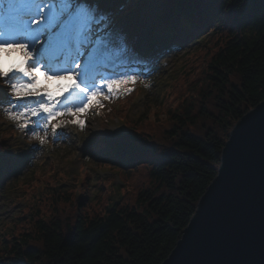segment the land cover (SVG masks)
<instances>
[{"label":"trees","instance_id":"obj_1","mask_svg":"<svg viewBox=\"0 0 264 264\" xmlns=\"http://www.w3.org/2000/svg\"><path fill=\"white\" fill-rule=\"evenodd\" d=\"M135 1L124 0L119 14ZM161 2L164 30L175 34L182 24L183 36L203 31L206 38L171 91L147 103L137 120L122 114L131 133L123 155L113 158L119 145L85 131L102 162L95 166H106L121 184L108 177L94 194L92 174L67 175L52 163L17 179L9 192L21 206L0 230V264H161L176 246L217 175L229 133L264 100V0ZM186 2L191 18L172 14ZM18 142L16 132L0 126V184L18 172Z\"/></svg>","mask_w":264,"mask_h":264},{"label":"snow or ice","instance_id":"obj_2","mask_svg":"<svg viewBox=\"0 0 264 264\" xmlns=\"http://www.w3.org/2000/svg\"><path fill=\"white\" fill-rule=\"evenodd\" d=\"M106 4L31 0L5 6L6 12L23 8L25 23L0 33V110L39 146L63 137L69 127L84 131L90 112L114 94L131 93L142 75L151 74L147 68L144 74L128 69L142 59H131L130 37ZM51 81L57 82L55 88L46 83Z\"/></svg>","mask_w":264,"mask_h":264},{"label":"rangeland","instance_id":"obj_3","mask_svg":"<svg viewBox=\"0 0 264 264\" xmlns=\"http://www.w3.org/2000/svg\"><path fill=\"white\" fill-rule=\"evenodd\" d=\"M115 0H106L107 4ZM117 1V0H116ZM120 10L123 9L121 2ZM117 5L105 7L110 12H115ZM211 4L205 7L208 8ZM112 10V11H111ZM162 11L161 0H136L132 10L118 17L120 14H116L119 26L128 33L131 44L135 49L132 53L133 56H140L144 54L143 58L148 62L144 64L141 71L145 73L147 68L150 75L144 74L141 79L133 86L134 91L129 94H114L113 98L103 101L104 106L97 107L94 111L90 112L87 116L88 120V133H97L100 135V140L103 143H107L110 147L118 146V150L114 154L113 158L123 155L130 146L129 135L123 115L128 116L130 120L139 119L144 113L145 105L147 103H155L158 99L166 93L171 91L170 82L178 74V70L181 69L186 62L196 60L200 51L201 39L205 37V33L200 32L192 41L185 45L182 49L176 48L166 54L161 55L162 49L168 45L166 41V31L164 30L163 23L159 20V16ZM176 13V12H175ZM204 33V35H200ZM206 38V37H205ZM146 48H143V45ZM190 45V48H186ZM16 55L11 54V57ZM5 58L9 57L5 54ZM158 58V60H157ZM143 60V59H142ZM141 66V65H140ZM155 79H162L157 83V80L152 82V77ZM140 82V83H139ZM168 82V85L166 83ZM42 83H44L42 81ZM50 88H55V82H46ZM126 100V101H125ZM6 106V105H5ZM112 110L110 116L101 118L98 111ZM83 118V117H82ZM0 126L4 130H14L18 133V153L15 158V166L19 169L17 174L11 175L6 178L3 184H0V230L6 223H10L14 217L18 214L21 205L15 204L13 200V194L9 192L11 183H14L17 179L24 180L33 169H46L51 168L53 164L56 171L64 172L65 174L72 175L74 172L92 174V192L94 194L103 192L100 185V181L108 177L115 179V184H119L120 180L116 173L110 171L106 166L104 168H97L95 163H102L97 156L95 150L91 148L86 142L89 138L86 136V132L76 135L75 132L79 129H73L71 127L64 129L65 135L55 141H51L50 150H48L46 144L39 146L38 142L33 140L30 135H25L18 131L14 125V122L8 119L2 110H0ZM121 129L124 131L121 132ZM92 140V139H91ZM36 145L38 151H33L31 146ZM87 145V147H85ZM84 148L82 152L81 149ZM112 160V159H111ZM28 162V163H27ZM31 162V163H29ZM27 163V164H26ZM64 185H67L63 181ZM121 184V183H120ZM108 186L106 189H109Z\"/></svg>","mask_w":264,"mask_h":264},{"label":"water","instance_id":"obj_4","mask_svg":"<svg viewBox=\"0 0 264 264\" xmlns=\"http://www.w3.org/2000/svg\"><path fill=\"white\" fill-rule=\"evenodd\" d=\"M161 264H264V100L234 125L216 177Z\"/></svg>","mask_w":264,"mask_h":264},{"label":"bare ground","instance_id":"obj_5","mask_svg":"<svg viewBox=\"0 0 264 264\" xmlns=\"http://www.w3.org/2000/svg\"><path fill=\"white\" fill-rule=\"evenodd\" d=\"M11 1H13V0H11ZM28 1H29V0H28ZM14 4H15V3H14ZM17 5H21V4H17ZM19 9H20V8H19ZM19 9H18V10H19ZM22 10H23L22 12H23V14H24V9L22 8ZM16 11H17V10H15V11H13V12H16Z\"/></svg>","mask_w":264,"mask_h":264}]
</instances>
